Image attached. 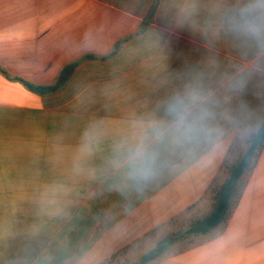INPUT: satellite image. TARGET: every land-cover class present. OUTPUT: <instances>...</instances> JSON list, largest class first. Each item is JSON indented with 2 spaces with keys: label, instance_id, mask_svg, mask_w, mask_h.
<instances>
[{
  "label": "crops",
  "instance_id": "crops-1",
  "mask_svg": "<svg viewBox=\"0 0 264 264\" xmlns=\"http://www.w3.org/2000/svg\"><path fill=\"white\" fill-rule=\"evenodd\" d=\"M251 2L0 0V264H105L132 249L129 264L210 213L264 123ZM70 65L53 93L18 80L51 85ZM178 104L201 129L193 141ZM146 264H264V146L225 221Z\"/></svg>",
  "mask_w": 264,
  "mask_h": 264
},
{
  "label": "trees",
  "instance_id": "trees-1",
  "mask_svg": "<svg viewBox=\"0 0 264 264\" xmlns=\"http://www.w3.org/2000/svg\"><path fill=\"white\" fill-rule=\"evenodd\" d=\"M74 67L75 65H70L64 68L56 81L51 85H35L21 79L18 80L21 81L30 91L45 95L58 91L67 82ZM263 146L264 123L255 133L248 137L247 148L226 166L227 177L216 192L215 201L210 213L190 222L175 232L165 234L159 241H157L154 248L145 253L139 261L129 264H146L154 258L164 254L172 244L184 240L189 236L207 234L224 222L243 174L252 167L254 159ZM116 259L117 255L105 264H114Z\"/></svg>",
  "mask_w": 264,
  "mask_h": 264
},
{
  "label": "clouds",
  "instance_id": "clouds-1",
  "mask_svg": "<svg viewBox=\"0 0 264 264\" xmlns=\"http://www.w3.org/2000/svg\"><path fill=\"white\" fill-rule=\"evenodd\" d=\"M244 12L251 14L250 18L245 20L246 30L257 36L264 33V0H252ZM172 114L176 129L182 132L185 139L195 140L201 129L191 113L178 104L173 107ZM152 162L151 158L145 159V167H150Z\"/></svg>",
  "mask_w": 264,
  "mask_h": 264
},
{
  "label": "rangeland",
  "instance_id": "rangeland-1",
  "mask_svg": "<svg viewBox=\"0 0 264 264\" xmlns=\"http://www.w3.org/2000/svg\"><path fill=\"white\" fill-rule=\"evenodd\" d=\"M241 147H242V144H241ZM241 147H239V148H241ZM241 153L244 151L243 150V148H241ZM238 156V155H237ZM236 156V157H237ZM136 251H134V250H130L129 252L127 251V252H125L120 258H118V261H116V262H114V264H124L126 261L128 262V261H132V259L135 257V255H136ZM121 260H123V261H121ZM131 263V262H130Z\"/></svg>",
  "mask_w": 264,
  "mask_h": 264
}]
</instances>
